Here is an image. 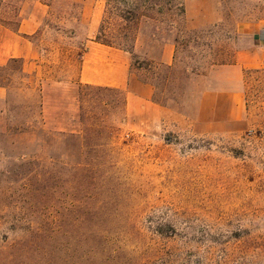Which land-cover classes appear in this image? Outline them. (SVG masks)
Here are the masks:
<instances>
[{
  "label": "rangeland",
  "instance_id": "rangeland-1",
  "mask_svg": "<svg viewBox=\"0 0 264 264\" xmlns=\"http://www.w3.org/2000/svg\"><path fill=\"white\" fill-rule=\"evenodd\" d=\"M148 16L0 0V27H37L27 72L0 56V264H264V0ZM97 34L130 54L150 100L77 82ZM239 52V85L207 78Z\"/></svg>",
  "mask_w": 264,
  "mask_h": 264
},
{
  "label": "crops",
  "instance_id": "crops-1",
  "mask_svg": "<svg viewBox=\"0 0 264 264\" xmlns=\"http://www.w3.org/2000/svg\"><path fill=\"white\" fill-rule=\"evenodd\" d=\"M30 21V19H21L16 31L0 27V40H2V37L5 39L0 49V56L4 57L2 62L20 59L23 72L28 71L23 65L28 63L29 58L35 57L29 52L35 48L29 41L28 35L34 33L37 27L34 25L32 29H29L32 24ZM86 43L77 75L78 83L94 87L128 90L130 97L134 96L133 90H135L138 92L140 100H150L153 93L152 86L150 83L140 80L131 71V59L127 51L101 44L92 39L86 40ZM172 52L173 45L164 44L161 51V61L169 63L172 58ZM244 56H246L244 52H239L236 55L235 64L213 67L208 72L207 78L218 83L227 82L234 86L239 85L242 67H246V64L243 63ZM252 59H255V56ZM58 84H61V82L59 81ZM4 92V88L0 87V98L4 97ZM214 93L221 94L219 91H214ZM222 95L227 96V99H229L230 95L238 98L240 93L234 90L229 93L224 92Z\"/></svg>",
  "mask_w": 264,
  "mask_h": 264
},
{
  "label": "trees",
  "instance_id": "trees-1",
  "mask_svg": "<svg viewBox=\"0 0 264 264\" xmlns=\"http://www.w3.org/2000/svg\"><path fill=\"white\" fill-rule=\"evenodd\" d=\"M106 6L112 5L117 10L118 17L124 22H132L141 17H149L150 13L155 10L158 14H162L165 10H168V6L174 0H104ZM179 13H183L182 5L178 8ZM211 31V30H207ZM95 41L101 44L112 46L107 41L102 40L97 34ZM215 64H225V62L219 61Z\"/></svg>",
  "mask_w": 264,
  "mask_h": 264
}]
</instances>
